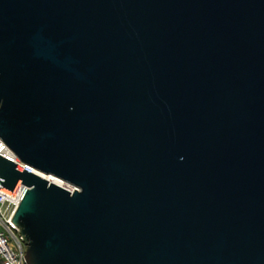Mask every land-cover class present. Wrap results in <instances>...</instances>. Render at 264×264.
Returning a JSON list of instances; mask_svg holds the SVG:
<instances>
[{
	"label": "water",
	"instance_id": "obj_1",
	"mask_svg": "<svg viewBox=\"0 0 264 264\" xmlns=\"http://www.w3.org/2000/svg\"><path fill=\"white\" fill-rule=\"evenodd\" d=\"M0 138L27 264H264V0H0Z\"/></svg>",
	"mask_w": 264,
	"mask_h": 264
},
{
	"label": "built area",
	"instance_id": "obj_2",
	"mask_svg": "<svg viewBox=\"0 0 264 264\" xmlns=\"http://www.w3.org/2000/svg\"><path fill=\"white\" fill-rule=\"evenodd\" d=\"M0 156L15 163V168L19 172L26 170L48 182H54L52 178L55 176L43 173L22 162L1 138ZM21 182L18 180L12 190L0 183V264H27L25 259L26 244L20 235L19 228L11 221L27 191V186Z\"/></svg>",
	"mask_w": 264,
	"mask_h": 264
},
{
	"label": "rangeland",
	"instance_id": "obj_3",
	"mask_svg": "<svg viewBox=\"0 0 264 264\" xmlns=\"http://www.w3.org/2000/svg\"><path fill=\"white\" fill-rule=\"evenodd\" d=\"M55 181H56L57 184H60L61 186L65 187V188H67V189L72 190V189L74 188L72 185H70V184H68V183H66V182H64V181H62L61 179H58V178H57Z\"/></svg>",
	"mask_w": 264,
	"mask_h": 264
},
{
	"label": "bare ground",
	"instance_id": "obj_4",
	"mask_svg": "<svg viewBox=\"0 0 264 264\" xmlns=\"http://www.w3.org/2000/svg\"><path fill=\"white\" fill-rule=\"evenodd\" d=\"M52 179H53V181L56 183V181H55V180H56L57 178L53 177Z\"/></svg>",
	"mask_w": 264,
	"mask_h": 264
}]
</instances>
